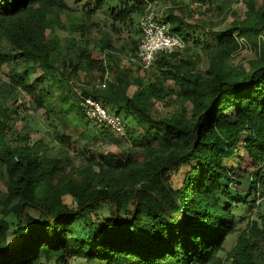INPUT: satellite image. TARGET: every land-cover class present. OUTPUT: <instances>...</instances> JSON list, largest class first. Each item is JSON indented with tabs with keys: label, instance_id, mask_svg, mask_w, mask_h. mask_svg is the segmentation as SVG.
<instances>
[{
	"label": "trees",
	"instance_id": "trees-1",
	"mask_svg": "<svg viewBox=\"0 0 264 264\" xmlns=\"http://www.w3.org/2000/svg\"><path fill=\"white\" fill-rule=\"evenodd\" d=\"M69 1L0 0V167L7 174L2 205L3 216L12 212L20 222L15 228L0 217V264H264L263 215L221 255L238 231L232 207L242 195L235 188L242 177L249 175L247 198L264 197V0L258 8L244 0V18L214 32V42L186 10L220 1L223 11L240 0ZM152 3L166 7L160 19L185 46L158 54L148 77L130 62L142 37L116 47L113 33ZM98 14L112 31L94 29ZM240 39L256 57L234 64ZM204 57L205 74L197 70ZM86 97L130 121L125 159L113 163L91 155L85 165H73L69 149L77 137L89 138L85 131L76 134L75 126L66 132L74 118L93 126V139L123 142L86 117ZM27 98L43 111L59 148L18 131ZM155 101L176 109L154 115ZM104 204L109 216L99 233L77 238V219L88 223Z\"/></svg>",
	"mask_w": 264,
	"mask_h": 264
},
{
	"label": "rangeland",
	"instance_id": "rangeland-1",
	"mask_svg": "<svg viewBox=\"0 0 264 264\" xmlns=\"http://www.w3.org/2000/svg\"><path fill=\"white\" fill-rule=\"evenodd\" d=\"M70 4L73 5V1H69ZM85 2V0L83 1ZM220 1L217 4H210L205 2L204 4H193L191 5L186 11L189 13H192L190 16H188L189 19L197 20L199 21L200 27L203 28L206 34H208L207 40L210 42L215 41V37L213 35L214 32L223 30L225 28H228L232 21L234 19H243L245 12L248 8L246 2L244 0H240L238 2H233L229 8L224 9L223 11L219 9ZM255 8H258L261 6L262 1L261 0H254ZM152 10L156 14L158 18H161L163 12L165 11L166 7L161 4H150ZM76 7V6H75ZM141 16L139 13H134L129 20L126 21V23H122L118 25L119 33L115 34L113 33V36L115 38V46L121 47L122 45L126 44L127 42H131L132 39L137 40L141 39L142 32L140 28V19ZM77 18H81L86 24H89V22L84 18L83 13L81 11H78ZM95 23V28L97 27L101 28L105 26V29L108 31H112V28L110 27V23L103 18V15L100 16L99 14L96 16H93V20ZM95 30L92 33V36L94 35ZM91 36V37H92ZM240 43L242 45V49L239 51L237 55H235L233 59L234 64H241L246 63L248 60L253 59L256 57V52L251 47L250 44L246 42L244 39H240ZM124 64L129 65L130 62L123 58ZM135 67V66H134ZM208 68V60L204 57L200 64L197 66V70L203 74H205L206 70ZM147 70V76L153 77L154 75V68L150 67ZM41 75V72L38 73L35 77L38 78V76ZM3 78L5 79V76L3 75ZM167 85H171V80L167 81ZM68 90V89H66ZM135 91V87L131 86L129 93L132 94ZM69 93V92H68ZM29 98H27L25 102V106L21 108L23 120L18 122L16 125L18 127V131L23 134L24 132H29L31 134L32 141H35L37 139H43L46 144H49L52 147L59 148V145L54 141L52 138L54 129L47 124V121L45 120V117L43 116V111L35 110L33 109L28 102ZM31 107V108H30ZM176 109L175 106H167L165 104V101H155V103L152 105V112L154 115L157 116H163L165 114H171ZM121 116L124 118L123 113ZM55 120L59 122L60 116H56ZM26 123L29 128L25 129L22 128V125ZM129 120H125V125H130ZM69 130H67V133H71L72 127H76L77 133L79 134L82 131H85L88 134V141L84 140L83 138L75 137L76 142L74 144V148H70L68 151V156L72 159L73 165L75 167H80L85 165L86 158L94 155L96 158L99 159V155H105L108 160H110L113 163H116L119 159H125L126 158V151L131 146V140L127 137V132L125 131L124 136L122 135H116L115 137H118L123 141L120 145L113 144L111 141L108 142L107 140H103L100 136H97V138H92V132L95 133L92 129L93 126H87L79 118H74L71 122H67ZM58 130H62L60 126H58ZM108 134H113L112 131H110L106 127ZM97 170V167L95 168ZM245 169L249 172L253 171V168H249L245 166ZM249 175H244L241 179V184L237 187V191L242 194L241 196H237V201L235 204H233L232 210L236 219L237 223V229L238 231L236 234L231 235L228 237L224 244V251L221 253L222 256L226 254V252L230 251L233 246L236 243L237 237L240 233L247 230L250 222L252 219L262 221L261 218H259L258 215L264 216V197L262 200L261 205L255 210V205L252 202L244 203V200H253L255 199L254 196H250L249 198L246 197L249 187H250V181H249ZM7 181V174L4 173L0 167V217H5L6 220H8L13 227H17L19 225V219L10 212L7 216H3V205L2 201L5 199L6 195V189L7 186L4 183ZM253 210V211H252ZM256 211V212H255ZM109 216V206L107 204H104L100 206L96 211L91 213L89 215L90 220L85 221L81 218H78L73 226V230L75 231V236L79 238L80 240L87 241L90 237H94L96 234L99 233V227L101 224L104 223L105 219ZM97 218V220H95ZM93 221H96L97 223L94 224ZM93 222V223H92ZM264 224V221H262ZM91 225V227H90ZM93 226V228H92ZM72 264H88L85 261L81 260H75L72 262ZM91 264H102L97 262H92Z\"/></svg>",
	"mask_w": 264,
	"mask_h": 264
},
{
	"label": "built area",
	"instance_id": "built-area-1",
	"mask_svg": "<svg viewBox=\"0 0 264 264\" xmlns=\"http://www.w3.org/2000/svg\"><path fill=\"white\" fill-rule=\"evenodd\" d=\"M140 28L142 39L136 57L131 58L130 62H135L142 69L150 68L158 54L173 53L182 50L185 46L181 38L170 32L168 24L156 16L151 5H148L141 16ZM81 107L90 121L102 124L114 133L124 136L125 123L122 116L108 112L91 97L84 98L81 101ZM254 198L255 206H259L263 196L258 193Z\"/></svg>",
	"mask_w": 264,
	"mask_h": 264
}]
</instances>
